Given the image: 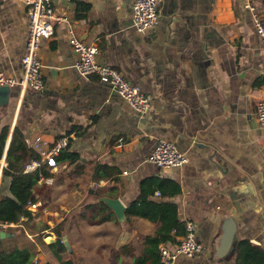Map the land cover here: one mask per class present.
I'll return each instance as SVG.
<instances>
[{
  "label": "crops",
  "instance_id": "crops-1",
  "mask_svg": "<svg viewBox=\"0 0 264 264\" xmlns=\"http://www.w3.org/2000/svg\"><path fill=\"white\" fill-rule=\"evenodd\" d=\"M247 2L264 21V0H159L158 23L141 33L131 24L132 0H54V12L69 23H55L53 36L41 43L44 91L18 86L0 91V135L7 129L0 195L11 196L10 178L2 174L16 129L40 153L35 144L44 150L77 128L78 135L67 137L78 160L48 170L52 183L38 182L43 192L28 208L36 218L0 226V250L27 248L36 252L32 264H59L50 246L57 239L53 228L62 223L63 260L101 264L93 259L101 254L103 264H138L157 223L124 213L127 226L113 221L84 226L91 223L73 211L92 195L119 199L127 209L150 179L178 185L177 195L157 197L155 191L148 200L175 205L178 221L193 222L203 245L201 254L179 257L175 264H236L242 241L264 250V128L257 122L262 58ZM71 30L85 36V44H96L98 60L150 99L145 116L138 117L96 76L76 70ZM27 40L25 0H0L1 73L21 77ZM120 138L123 147L116 148ZM157 140L184 153L187 164L160 169L151 163ZM98 165L114 169L108 180H96ZM93 183L99 184L97 191ZM226 219L236 226V248L229 254L220 252ZM179 238L161 243L158 252L163 244L173 248Z\"/></svg>",
  "mask_w": 264,
  "mask_h": 264
},
{
  "label": "built area",
  "instance_id": "built-area-1",
  "mask_svg": "<svg viewBox=\"0 0 264 264\" xmlns=\"http://www.w3.org/2000/svg\"><path fill=\"white\" fill-rule=\"evenodd\" d=\"M54 0H25L28 19V40L26 43V52L21 60L22 75L19 79L6 76L0 72V86H18L22 89H31L38 93L44 91L45 85L41 74V63L39 59V49L45 39L53 36V25L55 23H69L66 15L56 14L53 10ZM158 5L159 0H132V27L138 32H146L156 26L158 23ZM252 12L253 26L260 39V53L262 58V89L264 92V21L257 15L249 2L246 4ZM69 44L76 55L75 68L82 76H96L99 82L109 85L138 116H145L150 108V99L145 96L136 86L127 82L123 75L98 60L99 49L96 44H85L75 33L69 31ZM264 94V93H263ZM257 122L264 128V95L257 106ZM68 137L61 136L44 150L39 143L34 147L40 150V159L28 162L24 172H32L41 167L47 170L58 167L56 156L67 147ZM124 140L117 139L116 148H122ZM46 145V144H45ZM151 163L160 169L180 168L187 164L188 157L180 153L175 147L164 141L157 140L156 146L148 159ZM46 184H51L52 179H42ZM98 183L92 184V190L97 191ZM155 195L160 197V193ZM7 224L0 225L5 226ZM203 251V245L196 238V227L191 221L183 222V235L173 248L163 244L159 247L160 264H175L179 257L193 258Z\"/></svg>",
  "mask_w": 264,
  "mask_h": 264
},
{
  "label": "trees",
  "instance_id": "trees-1",
  "mask_svg": "<svg viewBox=\"0 0 264 264\" xmlns=\"http://www.w3.org/2000/svg\"><path fill=\"white\" fill-rule=\"evenodd\" d=\"M72 132L76 135L79 134L78 129L74 128V130L66 133V136ZM6 133L7 129H4L0 135V152L4 147ZM70 142V139H68L67 147L56 156L57 163L67 161L71 165L78 160L77 154L69 151ZM39 159V153L26 144L22 133L17 129L14 130L7 151V167L2 174L3 177L10 178L9 192L11 196L0 195V225L19 224L22 218H27L28 221L36 218V216L31 215L28 208L37 203V194L43 192L44 186L38 187V182L53 177L45 166L32 172H24L28 162ZM112 173H114L113 168L107 165H98L96 167V180H108V175L111 176ZM155 191L159 192L163 198H171L179 193V187L171 180H146L142 183L138 198L131 202L125 210L127 216H140L158 224L154 236L145 239V255L137 260L138 264H146L148 260H150V264H160L158 246L165 242H175V237L183 235V223L177 219V207L165 201L155 203L148 200V196ZM87 212H90V222L92 223L97 222L100 224L113 221L119 224L111 210L103 203L84 206L78 215L84 218ZM62 225L60 223L53 228L57 239L50 248L53 249V255L59 264H72L73 261L70 259L63 260L58 254L67 251V246L63 242L62 229L60 230ZM33 226H35V223H33ZM45 229H48V227L40 226L39 231ZM35 257L36 252L27 248L13 247L0 250V264H32ZM236 264H264V250L249 241H242L238 244Z\"/></svg>",
  "mask_w": 264,
  "mask_h": 264
},
{
  "label": "water",
  "instance_id": "water-1",
  "mask_svg": "<svg viewBox=\"0 0 264 264\" xmlns=\"http://www.w3.org/2000/svg\"><path fill=\"white\" fill-rule=\"evenodd\" d=\"M85 33H87V28H84ZM85 36H80V40H84ZM81 40V41H82ZM9 90V87L7 86H0V91ZM98 203L105 204L113 213L115 219L117 222L122 224L123 226H127L128 223L125 218V205L119 200L114 198H109L107 196H98V195H92L89 197V201L86 203H83L81 207L88 206V205H95ZM223 234L222 238L220 239V252L222 253L224 250H226V254H229L230 252L234 251L236 248L237 239L234 233L236 232V226L232 223L230 219H226L224 221V225L222 227ZM4 237V233L0 231V238ZM64 239V238H63ZM64 242V240H63Z\"/></svg>",
  "mask_w": 264,
  "mask_h": 264
},
{
  "label": "rangeland",
  "instance_id": "rangeland-1",
  "mask_svg": "<svg viewBox=\"0 0 264 264\" xmlns=\"http://www.w3.org/2000/svg\"><path fill=\"white\" fill-rule=\"evenodd\" d=\"M80 210H81V209H79V207H78L77 210H74V211H73V213L76 214V217H78V213L80 212ZM84 218L87 219L86 221L90 222V221H89V219H90V212H87V213L84 215ZM86 221H85V222H86ZM90 223H91V224H88V223H87V224H84V226H85V225H86V226L91 225L92 227H93V226H101V227H103L102 225H104L105 223H108V222H104V223H100V224L97 223V222H95V223H94V222H93V223L90 222ZM107 225H108V224H107ZM39 229H40V226H39ZM100 234H101V232H100ZM100 256H101V254H100ZM100 256L95 255L94 258H93V259H94V262H101V264H103V261H104V260H103L102 258H100ZM84 257H89V256L86 255V256H84Z\"/></svg>",
  "mask_w": 264,
  "mask_h": 264
}]
</instances>
